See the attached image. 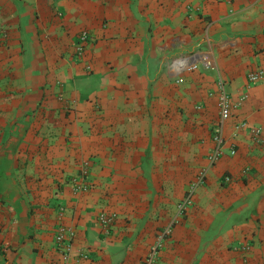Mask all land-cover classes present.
<instances>
[{"label": "crops", "instance_id": "1", "mask_svg": "<svg viewBox=\"0 0 264 264\" xmlns=\"http://www.w3.org/2000/svg\"><path fill=\"white\" fill-rule=\"evenodd\" d=\"M260 68L264 0H0V264H65L61 225L66 264H143L158 241L154 264H264Z\"/></svg>", "mask_w": 264, "mask_h": 264}, {"label": "built area", "instance_id": "2", "mask_svg": "<svg viewBox=\"0 0 264 264\" xmlns=\"http://www.w3.org/2000/svg\"><path fill=\"white\" fill-rule=\"evenodd\" d=\"M89 40H90V35L87 31H83L79 35L78 42L76 43V46H75V56L78 59L80 60L83 59L84 54H85V45ZM175 65L179 69L184 70V71H194V70H197L200 65H203L204 67L208 68L212 65V62L207 55H203L200 61H194L189 56H183V57H178L176 59ZM263 79H264V70L261 68L250 71L247 74V80L249 84L259 82ZM233 107H234V104L232 102L230 95L228 94L225 88V84L223 83V81H219V122H218V127L216 128V131L214 132V137H213L216 146L209 156L210 161L213 163L216 162L223 154V143H224L223 128L227 120L232 115ZM263 130L264 128L253 129L254 137L259 138ZM231 152L235 153V149L233 147L231 149ZM87 175H88V171H87V168H85L82 170L81 176H79L78 179L74 180L75 191L81 192V191H87L89 189ZM225 180L230 181L231 177L226 176ZM203 181H204V174H202L199 177V181L194 182L191 185L189 192L187 193L185 198L182 200V202H180L179 204L178 208H179L180 215H183L186 212V209L191 202L192 195H193L194 190L196 189V186L202 183ZM61 211H63V208H61ZM115 218H116V214L114 213L113 214H101L99 216L101 223H103L104 225L111 224ZM170 232H171V228L166 229L161 235V238L164 236H167ZM73 236H74V231L62 225L57 229L55 233V241L60 251L62 252V259L65 264L68 262L71 251H72L71 239L73 238ZM160 246H161V241H158V243L151 248L143 264H154ZM81 256L82 258H87L86 254H82Z\"/></svg>", "mask_w": 264, "mask_h": 264}]
</instances>
